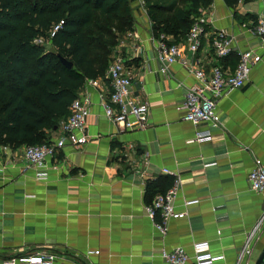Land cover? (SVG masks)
I'll list each match as a JSON object with an SVG mask.
<instances>
[{
  "label": "crops",
  "instance_id": "1",
  "mask_svg": "<svg viewBox=\"0 0 264 264\" xmlns=\"http://www.w3.org/2000/svg\"><path fill=\"white\" fill-rule=\"evenodd\" d=\"M130 7L133 28L118 40L112 58L126 59L132 95L148 104L146 129L123 131L105 118L100 97L107 83L98 79V86L85 81L77 93L89 102L88 141L79 148L65 144L49 161L53 169L46 180L35 179L23 146H0V264L39 251L56 255L54 264H166L158 252L176 247L193 264V246L201 243L210 254L224 256L217 264H243L239 253L264 212V195L247 181L264 163V37L250 33L264 22V0H240L235 8L213 0L198 15L207 29L200 49L186 52L187 66L174 63L163 72L161 35L152 32L144 3L131 1ZM218 31L233 38L237 52L252 49L261 60L242 88L218 98L221 127L212 131L210 143L197 144L191 140L199 128L184 122L178 108L196 83L193 69L219 65L224 74L235 69L236 53L214 57L209 38ZM58 136L47 134L49 140ZM176 178L177 211L186 200L199 203L185 218L172 220L162 237L145 207ZM149 180H158L152 193ZM263 245L264 233L247 264ZM92 251L99 255L87 254Z\"/></svg>",
  "mask_w": 264,
  "mask_h": 264
},
{
  "label": "trees",
  "instance_id": "2",
  "mask_svg": "<svg viewBox=\"0 0 264 264\" xmlns=\"http://www.w3.org/2000/svg\"><path fill=\"white\" fill-rule=\"evenodd\" d=\"M223 1L230 8L240 2ZM212 3L182 0L176 7L152 2L147 10L152 32L174 38L167 43L177 45L200 11ZM130 4L131 0H0V146L16 150L50 141L47 134L56 132L54 128L69 116L85 81L105 79L119 36L133 28ZM40 39L44 44L36 43ZM62 58L73 67H66ZM157 183L147 181V193L155 191ZM171 183L154 196L165 193Z\"/></svg>",
  "mask_w": 264,
  "mask_h": 264
},
{
  "label": "built area",
  "instance_id": "3",
  "mask_svg": "<svg viewBox=\"0 0 264 264\" xmlns=\"http://www.w3.org/2000/svg\"><path fill=\"white\" fill-rule=\"evenodd\" d=\"M140 1L141 0H131ZM205 10V9H204ZM204 10H201L203 12ZM59 26L54 28L56 31ZM253 36L264 37V22L261 20L258 26L251 29ZM207 35L204 20L197 16L194 19L184 40L177 45H169L168 39L161 35L158 42V58L162 63L161 71H165L167 65L174 63L187 66L185 54L197 53L202 40ZM54 36V32L51 33ZM38 44L43 41L36 40ZM209 44L216 60L226 58L232 53L238 57L235 69L224 74L219 65L211 66L208 70L198 67L192 70L196 83L186 90L183 103L178 110L182 113V120L199 129L195 131L191 140L197 144L210 143L212 131L220 129V115L217 109V100L223 92H230L242 88L247 82L252 68L261 60L254 50L249 49L237 52L233 48V38L225 31H218L209 38ZM105 82L107 90L101 96L103 115L109 122L118 126L123 131H140L146 129L148 104L137 101L131 91V76L123 56L112 58L106 73ZM88 84L96 87L97 80H87ZM69 116L59 123L57 132L59 136L40 145L25 146L23 159L34 172L36 180L44 181L48 177V170L53 169L49 161L61 150L65 144L79 148L88 141L85 133L86 118L89 116V102L77 98L69 108ZM167 172V171H165ZM251 190L264 195V163L257 166L247 176ZM180 180H173L171 186L163 194H156L151 203L145 207L147 217L153 221L157 232L165 237L168 233L169 223L172 220L183 219L187 215V209L199 203L198 200H186L183 210L177 211L175 200L178 197ZM264 233V212L246 237L244 246L239 253L238 262L247 264L253 247ZM88 255H99V251L88 252ZM158 256L166 264H190L187 252L176 247L171 250L162 248ZM224 256L212 255L208 251L206 243L193 246V264H217L223 261ZM56 255L49 252H35L5 261L4 264H54Z\"/></svg>",
  "mask_w": 264,
  "mask_h": 264
},
{
  "label": "rangeland",
  "instance_id": "4",
  "mask_svg": "<svg viewBox=\"0 0 264 264\" xmlns=\"http://www.w3.org/2000/svg\"><path fill=\"white\" fill-rule=\"evenodd\" d=\"M142 3H144V8H145V11H146V14H147V10H148V7H149V4L152 3V2H157L161 5H164V6H170L172 4H176V7H180L181 6V1L182 0H141ZM167 16H170L171 17V14L170 15H167ZM169 17V19H170ZM168 26L170 27L171 26V22L168 23ZM171 29V28H170ZM122 36V35H121ZM121 36H119V39L121 38ZM118 39V40H119ZM98 80V79H97ZM57 132V131H56ZM24 147L23 146V150H24ZM256 253H254V255L252 256V260H251V264H254L255 261H256ZM13 259V258H12ZM10 260V259H9Z\"/></svg>",
  "mask_w": 264,
  "mask_h": 264
},
{
  "label": "water",
  "instance_id": "5",
  "mask_svg": "<svg viewBox=\"0 0 264 264\" xmlns=\"http://www.w3.org/2000/svg\"><path fill=\"white\" fill-rule=\"evenodd\" d=\"M61 61L66 67L68 68L73 67V64L71 62L66 61L65 59L62 58ZM54 130H57V127H55ZM254 264H264V245Z\"/></svg>",
  "mask_w": 264,
  "mask_h": 264
}]
</instances>
